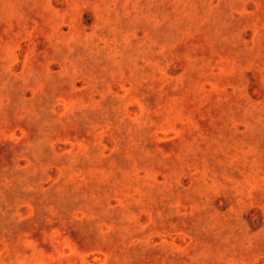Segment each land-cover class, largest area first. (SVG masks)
I'll use <instances>...</instances> for the list:
<instances>
[{"label": "rangeland", "instance_id": "374dc122", "mask_svg": "<svg viewBox=\"0 0 264 264\" xmlns=\"http://www.w3.org/2000/svg\"><path fill=\"white\" fill-rule=\"evenodd\" d=\"M0 264H264V0H0Z\"/></svg>", "mask_w": 264, "mask_h": 264}]
</instances>
